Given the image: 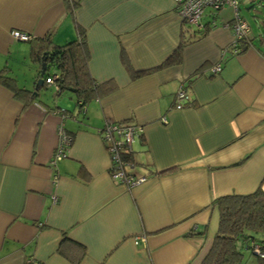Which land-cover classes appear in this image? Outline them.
Segmentation results:
<instances>
[{"label": "crops", "instance_id": "1", "mask_svg": "<svg viewBox=\"0 0 264 264\" xmlns=\"http://www.w3.org/2000/svg\"><path fill=\"white\" fill-rule=\"evenodd\" d=\"M220 12L205 10L196 30L173 0H0V71L19 88L36 91L39 71L12 31L55 45L83 32L88 71L108 90L82 110L70 90L23 109L0 84V264L201 263L217 230L212 201L264 188V36L248 32L247 49L230 51L233 11ZM18 57L30 84L12 74ZM106 120L142 128L126 172L143 182L111 176L97 134ZM59 126L71 140L51 164Z\"/></svg>", "mask_w": 264, "mask_h": 264}, {"label": "trees", "instance_id": "2", "mask_svg": "<svg viewBox=\"0 0 264 264\" xmlns=\"http://www.w3.org/2000/svg\"><path fill=\"white\" fill-rule=\"evenodd\" d=\"M29 41L30 61L37 66L38 81H42L36 83V91L19 88L6 68L0 71V84L9 88L13 96L21 102L23 109L35 101L39 88L51 85L46 83V79H51L53 76H56L53 80L57 86L55 95L58 96L66 90L72 91L79 110H82L93 98L108 92L103 84H97L92 79L88 71V53L83 32L79 33L77 39L63 45H55L45 39L30 38ZM249 44L250 40L246 36L238 40L229 50L234 49L241 53ZM179 55V50L175 51L173 57L166 60L163 65L178 63ZM42 63H45L46 68L41 75ZM50 70L55 73L49 74ZM131 77H136V74H131ZM59 112L66 117L67 111ZM122 154L123 159L132 164V152ZM212 205L218 212L217 230L210 249L200 264H243V254L238 244L251 251L256 257V264H264V258H260L252 251L253 246L257 245L264 252V188L258 187L246 195L220 196L212 201Z\"/></svg>", "mask_w": 264, "mask_h": 264}, {"label": "built area", "instance_id": "3", "mask_svg": "<svg viewBox=\"0 0 264 264\" xmlns=\"http://www.w3.org/2000/svg\"><path fill=\"white\" fill-rule=\"evenodd\" d=\"M173 2L176 14L181 22L196 30H201L204 27L202 19L205 15V10H210V16L212 17L224 7H230L233 11V21L226 26H230L235 34L232 45L235 46L234 44L238 40L247 36L248 26L239 17L237 7L238 0H173ZM10 35L15 40L24 42L30 40L29 35L18 31H12ZM218 71H220V66L217 64L212 68V72L216 73ZM55 78L56 76H53L51 79H46V83L52 84L55 89H57V86L53 82ZM187 100L185 92L183 90H178L174 98L175 108H182ZM142 131L140 126L129 123H113L109 120L104 121L102 128L97 131V134L105 144V150L111 161V176L127 188L135 186L145 180V177H135L126 172V169L131 166V164L123 159L122 154L125 152H132V143L136 137L141 135ZM57 136L58 141L51 164H55V162L64 157V151L71 140V137L65 132L62 126L57 128ZM252 251L260 258H264V252H262L257 245L253 246Z\"/></svg>", "mask_w": 264, "mask_h": 264}, {"label": "rangeland", "instance_id": "4", "mask_svg": "<svg viewBox=\"0 0 264 264\" xmlns=\"http://www.w3.org/2000/svg\"><path fill=\"white\" fill-rule=\"evenodd\" d=\"M238 14L247 25L249 29V33L257 38L258 35L264 36V26H261L260 22L264 20V0H260L259 2H254L250 0H238ZM207 12V11H206ZM221 16L225 20H229L232 18V9L229 7H224L221 12ZM254 44L258 45L256 39H254ZM12 74L16 75V79L19 85H23L24 83L30 84V75H31V64L27 60L19 59L16 62L10 60ZM10 65V64H9ZM33 69V68H32ZM49 74H53V71L50 70ZM28 84V85H29ZM40 98L43 99L45 97L47 101H49V105L56 102L58 99L67 98V96H72L68 91L62 92L61 95L56 96L55 90L50 87L39 88L38 90ZM70 94V95H69ZM239 249L243 254V264H256V257L251 254V251L248 249H244V247H240Z\"/></svg>", "mask_w": 264, "mask_h": 264}, {"label": "water", "instance_id": "5", "mask_svg": "<svg viewBox=\"0 0 264 264\" xmlns=\"http://www.w3.org/2000/svg\"><path fill=\"white\" fill-rule=\"evenodd\" d=\"M45 63H42V69H41V75L44 73V71H45ZM38 83H42V81H38Z\"/></svg>", "mask_w": 264, "mask_h": 264}]
</instances>
